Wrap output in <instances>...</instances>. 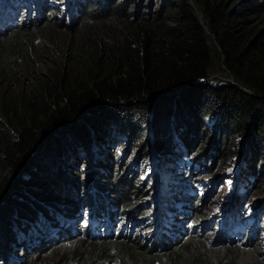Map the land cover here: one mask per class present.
I'll return each instance as SVG.
<instances>
[{"label": "trees", "instance_id": "trees-1", "mask_svg": "<svg viewBox=\"0 0 264 264\" xmlns=\"http://www.w3.org/2000/svg\"><path fill=\"white\" fill-rule=\"evenodd\" d=\"M26 1L0 0V264H264L245 211L220 226L174 189L156 210L134 172L166 165L176 136L192 156L241 142L264 196V0ZM110 132L136 154L122 173L81 155Z\"/></svg>", "mask_w": 264, "mask_h": 264}, {"label": "rangeland", "instance_id": "rangeland-1", "mask_svg": "<svg viewBox=\"0 0 264 264\" xmlns=\"http://www.w3.org/2000/svg\"><path fill=\"white\" fill-rule=\"evenodd\" d=\"M159 1L160 0H143L142 3H149V9L153 11L157 6L156 4H159ZM21 4L27 6V1L21 0ZM58 9L61 10V15H65L63 13V5ZM68 17L67 14L66 19H68ZM34 39L38 41V39ZM49 67H52L49 62H39L35 67V74H32V76L27 77L25 80H19L20 85H27L33 82L34 77L45 74ZM215 76L222 78L220 75H211V77ZM225 80L230 82L228 77H226ZM208 136H210V134H208ZM107 137H109L110 141L106 140L104 142H99V140H96L98 145L95 144L92 146L89 150V155L85 156L81 154L84 162H86V166H88V162L96 163L104 156L110 157V155L113 156V154H115V162H119L118 168L121 170L119 173L123 172L125 164L128 167H132L131 163L136 154L133 153V149H131V146L125 141V137L119 133L115 134L114 132H110ZM113 138L121 140L123 145L118 146L117 141H113ZM174 141L177 146L174 147L175 150L172 151L173 153H171L166 165L159 166L155 164L152 166L151 171L145 170L143 167L138 171L137 167H134V172L140 174L139 179L144 184L145 193L148 192L145 196L148 197V199H153L156 210L158 204L157 199L162 190L164 192L174 189L173 192H169V194L172 198L173 195L174 197L176 196V201L173 200L172 203L177 206V208L181 207L180 201L184 199L181 193L176 192L189 190L188 192L197 194L195 198H200L201 201H203L205 204L204 207L212 213L214 219H219L217 216L221 214V212H224L223 217L220 216L219 219L220 226L224 220L226 222L230 221L232 215H235L239 210L245 211L246 215L252 216L253 220L256 221L255 225L259 226L256 227L254 231L264 243V196L260 195L256 190L253 191V186L256 181H254L253 174L247 172L249 159L246 157V149L243 148L242 143L234 142L232 144L231 141L225 143L230 150L225 156L222 155V153L215 152L210 146H207L205 151H201L200 149L192 156L197 147L186 151L183 148L180 138L178 139V136L174 137ZM223 149V145L221 144V150ZM111 150H113L114 153H110ZM235 150H237V152ZM195 157L197 158L195 159ZM151 159V162H154L153 159L158 162L156 156H151ZM200 161H202L203 164L199 166ZM205 165H207L208 168H204ZM88 168H90V166ZM259 181L262 182V186H259V189L262 190L264 189V175H260ZM90 182H93V179ZM170 185H174V188H169L168 186ZM257 199H262L261 204L258 207H254L255 200ZM178 214L179 213L175 214V216ZM222 219L224 220L221 221ZM71 222L75 223L73 220H71ZM85 222L84 220L83 223ZM103 227L104 222L100 229H103ZM29 229H31L30 225L26 227V230ZM128 230L134 232V229L128 228ZM23 234V232L18 231L15 240L17 241L18 237H21ZM12 244L13 242L11 245ZM12 249L13 247L9 250L10 254L8 258L4 260L6 263L12 260ZM258 261V258L253 257L250 262L244 251L241 252V257L238 259L239 264H258Z\"/></svg>", "mask_w": 264, "mask_h": 264}, {"label": "water", "instance_id": "water-1", "mask_svg": "<svg viewBox=\"0 0 264 264\" xmlns=\"http://www.w3.org/2000/svg\"><path fill=\"white\" fill-rule=\"evenodd\" d=\"M209 78H211V76H209L208 78L203 79V80H201V81H198V83H201V82H203V81H205V80H207V79H209ZM230 82L233 83L234 85H236L238 88L242 89L243 91H246V90H245L243 87H241L240 85H237L236 83L232 82L231 80H230Z\"/></svg>", "mask_w": 264, "mask_h": 264}, {"label": "clouds", "instance_id": "clouds-1", "mask_svg": "<svg viewBox=\"0 0 264 264\" xmlns=\"http://www.w3.org/2000/svg\"><path fill=\"white\" fill-rule=\"evenodd\" d=\"M249 233V229L247 230V234Z\"/></svg>", "mask_w": 264, "mask_h": 264}]
</instances>
